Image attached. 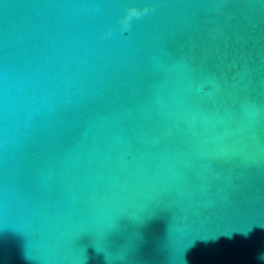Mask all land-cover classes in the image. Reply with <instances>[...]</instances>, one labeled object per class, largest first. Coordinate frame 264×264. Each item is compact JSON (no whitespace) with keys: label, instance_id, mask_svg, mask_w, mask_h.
Wrapping results in <instances>:
<instances>
[{"label":"water","instance_id":"water-1","mask_svg":"<svg viewBox=\"0 0 264 264\" xmlns=\"http://www.w3.org/2000/svg\"><path fill=\"white\" fill-rule=\"evenodd\" d=\"M0 264H264V0H0Z\"/></svg>","mask_w":264,"mask_h":264},{"label":"clouds","instance_id":"clouds-1","mask_svg":"<svg viewBox=\"0 0 264 264\" xmlns=\"http://www.w3.org/2000/svg\"><path fill=\"white\" fill-rule=\"evenodd\" d=\"M138 14H139V12H138V13H135L134 16H135V15H138Z\"/></svg>","mask_w":264,"mask_h":264}]
</instances>
